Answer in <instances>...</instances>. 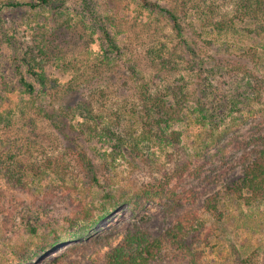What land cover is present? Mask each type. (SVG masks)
Returning <instances> with one entry per match:
<instances>
[{"label":"rangeland","instance_id":"rangeland-1","mask_svg":"<svg viewBox=\"0 0 264 264\" xmlns=\"http://www.w3.org/2000/svg\"><path fill=\"white\" fill-rule=\"evenodd\" d=\"M149 1L179 17L182 36L141 0H0V264H105L128 233L160 238L182 214L197 218L185 238L191 254L165 247L151 264H264V202L223 197L215 214L206 210L208 198L241 176L253 148L245 141L264 134V105L247 96L245 76L226 69L254 53L264 62V40L245 19L212 30L233 19L236 0ZM102 28L119 47L111 63ZM142 86L177 93L185 118L153 136L133 112ZM74 95L101 123L77 116L67 125L98 169L99 186L40 111ZM213 97L232 103L218 124L213 112H199ZM106 124L123 130L135 151L114 153L100 129ZM171 131L180 133L174 145ZM149 183L153 191L163 186L156 199L143 193ZM26 252L34 259H22Z\"/></svg>","mask_w":264,"mask_h":264},{"label":"trees","instance_id":"trees-1","mask_svg":"<svg viewBox=\"0 0 264 264\" xmlns=\"http://www.w3.org/2000/svg\"><path fill=\"white\" fill-rule=\"evenodd\" d=\"M50 1L52 0H40L39 5H49ZM141 1L145 7L166 13L173 23V28L178 35L182 36L184 28L180 23L179 17L173 11L162 8L157 3L149 0ZM234 3L236 8L233 13V19L218 23L215 22L212 30L218 32L231 30L234 29L236 22L245 19L248 20L252 27L250 33L264 40V0H236ZM9 6L17 7L19 4L10 3ZM2 7L3 4L0 6V12ZM31 7H35V5L31 4ZM102 31L107 45V49L104 48L106 50L104 58L108 63H111L119 56V47L106 29L102 28ZM184 43L189 44L186 41ZM191 52L196 55L193 50H191ZM260 67H264L263 59L260 55L254 53L250 55V60L239 59L231 63L227 62L226 69L233 74L237 73L245 76V88H249V90H247L249 95L247 96L250 100L261 102L264 105V72L262 73L260 71ZM34 75L38 76V74ZM20 81L26 92L34 94V87L31 84L27 83L24 78H21ZM69 97L70 96H68L56 109L41 107L40 111L42 117L49 122L58 135H62L63 138H66L72 144L71 147H68L69 150L72 151L75 165L81 170L82 175L89 180L90 185L99 186L98 169L91 160L88 152L81 145V138L76 135L71 136L68 133L67 125L77 116H81L83 119L89 121L95 120L97 124L101 123L94 118L91 105L86 99L76 95H74L72 99ZM178 99L177 93L171 96L168 93L151 92L146 86H142L139 92V99L133 106L135 108L133 112L136 114V118L140 123L144 126L149 124L150 127H152L151 131H154L153 136H157L159 133H162L164 129L170 127L171 124L179 123L182 118H185L183 107H180V101ZM230 104H232L230 100H218V98L216 99L213 97L209 103L206 102L202 105L199 112L206 117L208 116V112H213L211 114V121L218 124L225 118L227 113H229V109L232 107L229 106ZM106 125L108 126H102L103 128L100 129L103 133H106L107 137L114 141L115 148L112 150L114 153L125 156L127 151L130 153L135 151L134 147L129 149L126 144H124V137H126V134L122 132L123 130H120L119 127L115 125ZM84 132L85 131H83V133ZM169 139L174 145L176 142L180 141V133L171 131ZM75 140H79V143ZM245 143L250 144L253 148L243 157L242 174L234 182L226 183L221 190L214 193L212 198L206 200V204L207 202L209 203L211 199L214 200L213 204H208L206 206V210L210 214H215L217 212L216 203L221 202L223 197H229L247 206L253 203L264 202V134H260L259 136L254 135L249 140L245 141ZM130 157L133 158L132 156ZM8 173L9 176L18 177L13 171ZM152 187L153 185L149 183L143 187V193L156 199V197H159L163 193L160 189L163 186L160 185L159 188H156L154 191L151 190ZM85 213L89 216V212L85 211ZM196 221V215L193 214L191 216L190 214H182L178 219L177 225L166 231L160 238L156 239H153L149 234L144 232H130L124 237L122 242L118 243L106 255L105 264H151L160 256L161 250L165 247H169L184 254H191L189 245L185 243V238L188 236L190 229H196L194 228V223H196ZM35 229V227L31 228L32 233L36 232ZM21 258L33 260L34 256L26 252V256L24 255ZM57 259L58 257H55L52 263H56L55 261Z\"/></svg>","mask_w":264,"mask_h":264}]
</instances>
